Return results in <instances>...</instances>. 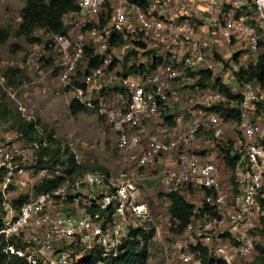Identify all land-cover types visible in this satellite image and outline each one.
<instances>
[{"label":"built area","instance_id":"built-area-1","mask_svg":"<svg viewBox=\"0 0 264 264\" xmlns=\"http://www.w3.org/2000/svg\"><path fill=\"white\" fill-rule=\"evenodd\" d=\"M75 1L79 10L67 15L74 28L68 31L67 25L66 34L54 37L60 84L94 108L87 85L117 69L116 61L96 52L103 39L110 50L152 52V65L160 62L157 68L151 71L150 59H142L138 67L145 72L121 79L117 101L122 104L116 109L101 104L100 112L117 133L122 153L149 142L139 167L158 168L168 195L177 192L196 205L190 224L177 235L179 260L201 264L194 252L199 247L223 264H251L264 248V87L245 83L239 75L264 51V0H146V8L131 0ZM114 36L123 43L112 49ZM136 36L137 43L128 44ZM86 48L102 58L100 67L90 68ZM84 63L87 83L75 86L71 78ZM204 73L212 79L200 85ZM220 107L232 115L237 132L229 150L238 160L234 183L231 175L224 178L210 153L215 145L209 144L217 139V146H230L221 135L226 117L212 110ZM159 121L173 135H150L148 129ZM34 128L38 136L27 141L0 131V240L13 243L11 254L28 264H83L89 257L105 264L119 256L131 229H151L139 173L128 168L114 174L74 171L68 155L55 165L44 157L53 166L42 167L41 154L55 148ZM173 222L170 217L169 227ZM163 236L156 228L154 239Z\"/></svg>","mask_w":264,"mask_h":264},{"label":"rangeland","instance_id":"rangeland-1","mask_svg":"<svg viewBox=\"0 0 264 264\" xmlns=\"http://www.w3.org/2000/svg\"><path fill=\"white\" fill-rule=\"evenodd\" d=\"M25 2L26 0H0V29L11 35L9 42L0 46V131L20 136L23 140L20 128H25L26 123H33L51 139L52 147L72 153L80 166L99 168L98 170L113 174L122 168L139 173L142 200L148 204L152 214V227L159 228L164 233L162 238L154 239L151 243L148 264H183L176 248L180 238L168 225L170 200L161 188L158 168L139 167L140 159L150 148V143L146 142L139 151L122 153L118 147L117 133L100 112L101 104L110 109H116L122 104L117 101L121 79L132 76L135 71L132 70L133 66H138L142 59H150L151 66L152 52H138L127 47L110 50L107 41L103 39L96 46V52L101 57L116 61L117 69L115 72L108 69L87 85L89 92L86 96L94 108L86 107L85 112L73 115L70 105L76 100V93L59 82L57 67L61 57L55 48V36L38 30L36 35L43 39V43L39 45L29 44L25 39L14 36L21 22L20 12ZM67 25L68 31L74 28V20L68 21ZM76 35L77 31L72 34L73 40L77 39ZM91 38L90 34L87 35V42L93 46ZM135 38V41L130 40L128 44L137 43L140 37ZM132 52L138 55H133ZM30 60H35L37 67ZM82 69L71 78V83L75 86L87 83L85 63ZM185 95H188V90H183V96ZM20 108H25L26 112H22ZM223 130L224 134L221 135L225 140L232 141L236 138L237 132L230 119L225 120ZM148 131L150 135L167 132L173 135L162 121ZM34 136H38V133L34 132ZM167 137L169 140V136ZM220 141L217 139L209 146L213 148L215 145L210 153L214 151L217 161L223 165L217 146Z\"/></svg>","mask_w":264,"mask_h":264},{"label":"trees","instance_id":"trees-1","mask_svg":"<svg viewBox=\"0 0 264 264\" xmlns=\"http://www.w3.org/2000/svg\"><path fill=\"white\" fill-rule=\"evenodd\" d=\"M133 3H137L142 7H147L148 3L146 0H131ZM79 10L78 5L75 0H26L24 7L20 12L21 22L19 27L14 33L17 39H25L29 44L39 45L43 43V39L36 35L38 30L44 31L48 35H64L66 34L65 17L72 12H77ZM106 22L102 21V26ZM120 36H114L111 41V47H118L122 45L123 40L118 38ZM11 35L9 32L0 29V46L5 45L9 42ZM145 48V45L139 44ZM133 55H138L132 52ZM86 57L90 58L89 66L90 68H98L102 65V58L96 56L94 49L86 48ZM160 62L152 65L150 67L151 71L157 68ZM115 66V65H114ZM114 70V67H111ZM132 70L135 72H145L143 66L138 67L133 66ZM19 73V71H17ZM133 74V73H132ZM240 80L245 83L260 84L264 87V51L259 58L256 65H251L248 70H243L239 75ZM212 79L211 73H204L200 82L198 84L204 85ZM226 91V89H223ZM70 110L73 115L85 112L87 110L86 106L80 103L77 99L74 100L70 105ZM211 110V109H210ZM214 111L221 112L226 119H231L229 111L219 108L212 109ZM170 126H174L173 122H169ZM35 125L33 123H26L25 128H20L22 135L27 140L34 139ZM232 142L230 141L229 147H219L220 157H221V167H223L224 173L229 176L231 175V182L234 183V172L237 168L238 160L234 156H231L229 150H231ZM68 155V161L72 164V169L74 171H85V170H98L99 168H87L80 166L76 163L75 157L69 151H62L60 148H55L51 150H46L41 154L39 165L42 167H52L61 159ZM51 157V162L45 163L43 161L44 157ZM102 170V169H100ZM106 171V170H103ZM170 200L169 213L173 221V227L171 231L176 235H181L191 222L192 217L195 215L196 205L186 200L177 192H172L168 195ZM156 229L151 227L149 231H145L143 228L131 229L128 237L124 240L119 256L110 261H105V264H148L150 260V246L154 240ZM264 235V231H262ZM12 242H6V240H0V264H28L25 258H21L17 255L10 253L8 248L12 246ZM197 258L200 260L201 264H223L220 261H216L211 258L206 249L196 248L194 250ZM97 259L92 257L86 258L83 264H96ZM251 264H264V248H259V255Z\"/></svg>","mask_w":264,"mask_h":264},{"label":"crops","instance_id":"crops-1","mask_svg":"<svg viewBox=\"0 0 264 264\" xmlns=\"http://www.w3.org/2000/svg\"><path fill=\"white\" fill-rule=\"evenodd\" d=\"M69 20H70L69 17L66 16V17H65V24H66V26H67ZM214 157H215V156H214ZM221 170H222V174H223V176L226 177L227 175L224 173L223 167H221Z\"/></svg>","mask_w":264,"mask_h":264},{"label":"clouds","instance_id":"clouds-1","mask_svg":"<svg viewBox=\"0 0 264 264\" xmlns=\"http://www.w3.org/2000/svg\"><path fill=\"white\" fill-rule=\"evenodd\" d=\"M35 125V124H34ZM22 137H24L23 135H22ZM25 139V138H24ZM50 139V138H49ZM27 140V139H26ZM50 141H51V139H50Z\"/></svg>","mask_w":264,"mask_h":264}]
</instances>
